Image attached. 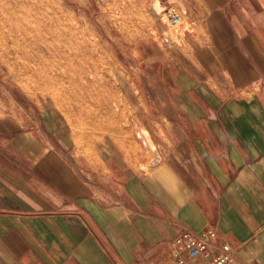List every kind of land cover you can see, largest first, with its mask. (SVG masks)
I'll return each instance as SVG.
<instances>
[{
  "label": "crops",
  "instance_id": "obj_1",
  "mask_svg": "<svg viewBox=\"0 0 264 264\" xmlns=\"http://www.w3.org/2000/svg\"><path fill=\"white\" fill-rule=\"evenodd\" d=\"M157 1L188 27L140 81L141 143L52 135L0 91V264H179V229L210 226L264 264V0Z\"/></svg>",
  "mask_w": 264,
  "mask_h": 264
},
{
  "label": "rangeland",
  "instance_id": "obj_2",
  "mask_svg": "<svg viewBox=\"0 0 264 264\" xmlns=\"http://www.w3.org/2000/svg\"><path fill=\"white\" fill-rule=\"evenodd\" d=\"M163 9L157 0H0V91L39 122L54 116L52 135L93 142L122 129L141 143L137 130L150 131L140 81L171 72L188 27L182 10L179 26L162 25Z\"/></svg>",
  "mask_w": 264,
  "mask_h": 264
},
{
  "label": "built area",
  "instance_id": "obj_3",
  "mask_svg": "<svg viewBox=\"0 0 264 264\" xmlns=\"http://www.w3.org/2000/svg\"><path fill=\"white\" fill-rule=\"evenodd\" d=\"M159 21L168 28L179 26L183 21L180 8L176 5L164 7ZM175 244L185 255L179 264H244L238 257V247L216 226L201 231L180 228Z\"/></svg>",
  "mask_w": 264,
  "mask_h": 264
},
{
  "label": "bare ground",
  "instance_id": "obj_4",
  "mask_svg": "<svg viewBox=\"0 0 264 264\" xmlns=\"http://www.w3.org/2000/svg\"><path fill=\"white\" fill-rule=\"evenodd\" d=\"M35 74V73H34ZM59 75V74H58ZM40 76L43 77L44 75H42V73H40ZM140 136V135H139Z\"/></svg>",
  "mask_w": 264,
  "mask_h": 264
}]
</instances>
